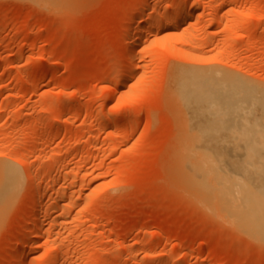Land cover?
Segmentation results:
<instances>
[{
	"label": "rangeland",
	"instance_id": "obj_1",
	"mask_svg": "<svg viewBox=\"0 0 264 264\" xmlns=\"http://www.w3.org/2000/svg\"><path fill=\"white\" fill-rule=\"evenodd\" d=\"M167 1L0 0V160L19 164L31 139L43 144L32 167L21 161L24 185L0 224V264H264V242L213 220L177 171L196 120L175 90L182 71L201 65L226 82L219 102L264 91V0ZM145 2L143 21L127 20ZM185 6L178 26L156 31L153 19ZM139 27L147 29L127 51ZM127 66L135 73L123 79ZM220 117L215 132L232 144L219 148L247 162L264 216V149L246 144L253 124L238 109ZM27 169L44 186L38 230Z\"/></svg>",
	"mask_w": 264,
	"mask_h": 264
},
{
	"label": "bare ground",
	"instance_id": "obj_2",
	"mask_svg": "<svg viewBox=\"0 0 264 264\" xmlns=\"http://www.w3.org/2000/svg\"><path fill=\"white\" fill-rule=\"evenodd\" d=\"M173 1L175 2V0H168L167 2H165V4H163V7H167L169 4H172ZM144 4L139 9H132L133 11L130 12L127 20L132 22L136 20V18H140L139 20L143 21L142 18L145 13L144 9L147 3L145 2ZM181 8L178 9L179 11L177 10L178 12L176 11L177 13H175L176 15L173 16L172 19L164 21L160 19L162 17H157V19H153L154 22H152L153 20H150V23H156L153 25H155L154 28L156 27L157 32L161 31L164 28H167L168 26L170 27V25L178 26V24L181 23L188 14V9H186V6L185 8ZM149 19L147 20V22L149 21ZM146 29H141L139 27L135 28L133 33L131 32V40L129 39L130 42L127 46L129 47V49L127 48V51L130 50V52H132L131 50L139 45V41H141L140 35L142 36L143 32H145ZM130 54L131 53H129L128 55L127 53L128 56L132 55ZM128 56L127 59L129 58ZM131 59L127 61H130ZM129 64H131V62ZM121 72L123 79H128L135 73L133 68H131L130 66L125 67ZM185 75H187L186 78ZM219 77L220 72L218 70H215L213 68L204 69L203 67H201V65H196L190 67L186 71H182L179 79L177 80L175 89L177 92V96H179L183 104L186 105L188 109H190L193 119L196 120L193 124H191V128L196 131V134L194 135V146L193 148L180 150L177 153V171L181 173L183 180L195 194L197 202L200 203L201 207L204 208L205 211H208L210 214L208 212L205 213H208L213 220L215 219V221H218L216 220L217 217L220 222L222 221L223 223L232 226L242 234H245L257 241L264 242V216L261 213V210L263 209V199L261 193H263V191L259 190L258 197H255L253 194L255 183H253L250 179V168L247 167V162H245V164H236L235 152L233 149L224 147L219 148V145L228 146L232 144V142L229 141V139H232L231 135L218 134L215 132L217 128H222L221 126L218 127L216 125L217 121L223 119L222 117H220V114L221 116L225 113L229 114L233 109L242 110L246 114L247 120L250 125L251 123L253 124L252 132L251 134H249L246 144L248 146H257L264 149V91L261 92L253 87L250 88L247 92L245 90L242 91V95L238 94V92H233L231 99L225 100L222 103L221 100L220 102L218 101V93H220L221 91H226L228 87L226 85V82L219 79ZM122 78L121 80H123ZM36 82L38 83V81ZM41 82L39 81V84ZM221 106L223 107L221 108ZM222 110L225 113H220V111ZM125 116L126 115L124 114V116L118 117L114 121L116 123L113 122V124L119 123V120H122ZM208 117L214 120V125L207 126L205 123H203V120ZM218 117H220V119H218ZM63 122H65V120H63ZM49 128L47 126V129ZM223 128L226 127L224 126ZM57 129L55 130L56 132H53L57 133L59 131V128L57 127ZM35 138L33 139H39ZM33 139L29 141V144L27 143V146L29 148H25V152H27V154L25 153L24 156H27V158H25V161H22L24 157H22L20 153L16 154L19 150L18 148L15 149L17 144L15 145L14 142H12V144L14 143V146L12 145V148H14L15 150L12 149V151L14 152L12 153V156H17L16 159H19L18 155L19 157H22L19 164L15 163L14 161L11 162V160L9 159V161L7 158V160H0V224L3 217L13 205L18 193L24 185L25 176L21 168L23 166V164H21V161L24 162V166L26 165L28 167H32L33 161H30V157L32 156L31 154L35 151L34 149H43L41 148L43 145L41 144L42 141H37L34 145L35 141L33 142ZM31 169L32 168H30L29 170ZM29 170L28 173H26L28 174L26 176L32 184L36 185L34 186L32 194L34 197L32 198V200L34 199L33 204H35V212H33V214H35V219L32 218L34 222L31 221V225L33 224L32 229L38 230L41 225V218L44 216L41 200L43 191L42 187L44 186H42V184H38V186L37 184H35L38 177L36 175L37 172L35 171L36 173H32L31 171L29 172ZM46 171L48 170L46 169ZM43 173L47 172L43 171ZM38 232L36 234H40ZM33 236L31 235V237ZM38 239L39 237L35 235L30 240H32L31 243H34V241H38ZM26 242L28 245L30 243V241L28 243L27 240L23 244L24 246H26ZM31 245L33 247V244ZM30 246H27L29 249H24L23 253L21 252V254H24L25 256V254H27L28 252L29 254L31 253V249L35 247L37 248V246H34L33 248Z\"/></svg>",
	"mask_w": 264,
	"mask_h": 264
}]
</instances>
